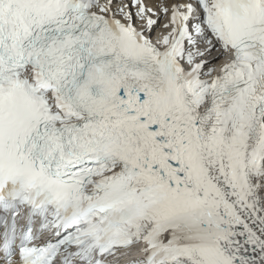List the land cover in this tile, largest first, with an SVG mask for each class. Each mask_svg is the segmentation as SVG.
I'll return each mask as SVG.
<instances>
[{
	"label": "snow or ice",
	"instance_id": "1",
	"mask_svg": "<svg viewBox=\"0 0 264 264\" xmlns=\"http://www.w3.org/2000/svg\"><path fill=\"white\" fill-rule=\"evenodd\" d=\"M0 264H264V0H0Z\"/></svg>",
	"mask_w": 264,
	"mask_h": 264
},
{
	"label": "bare ground",
	"instance_id": "2",
	"mask_svg": "<svg viewBox=\"0 0 264 264\" xmlns=\"http://www.w3.org/2000/svg\"><path fill=\"white\" fill-rule=\"evenodd\" d=\"M153 6H154V4H153ZM161 28H162L161 26H160V27H157L155 32L160 34L161 32H163ZM213 53H214V52H213ZM213 53H212V54H213ZM212 54H211V56L207 57L206 59L211 60L212 57H215V56H212ZM219 63H220V61H216L215 64H211V65H209V67H213V66H215V65H217V64H219Z\"/></svg>",
	"mask_w": 264,
	"mask_h": 264
}]
</instances>
